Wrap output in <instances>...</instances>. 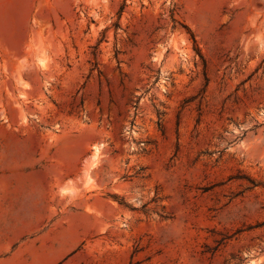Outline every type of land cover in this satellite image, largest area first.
<instances>
[{"label": "rangeland", "instance_id": "obj_1", "mask_svg": "<svg viewBox=\"0 0 264 264\" xmlns=\"http://www.w3.org/2000/svg\"><path fill=\"white\" fill-rule=\"evenodd\" d=\"M0 264H264V0H0Z\"/></svg>", "mask_w": 264, "mask_h": 264}]
</instances>
